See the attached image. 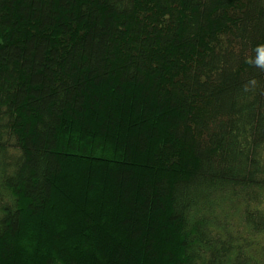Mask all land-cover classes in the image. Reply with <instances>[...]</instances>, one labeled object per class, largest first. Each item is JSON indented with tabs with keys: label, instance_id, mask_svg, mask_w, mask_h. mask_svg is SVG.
Instances as JSON below:
<instances>
[{
	"label": "trees",
	"instance_id": "1",
	"mask_svg": "<svg viewBox=\"0 0 264 264\" xmlns=\"http://www.w3.org/2000/svg\"><path fill=\"white\" fill-rule=\"evenodd\" d=\"M0 264H264V0H0Z\"/></svg>",
	"mask_w": 264,
	"mask_h": 264
},
{
	"label": "clouds",
	"instance_id": "2",
	"mask_svg": "<svg viewBox=\"0 0 264 264\" xmlns=\"http://www.w3.org/2000/svg\"><path fill=\"white\" fill-rule=\"evenodd\" d=\"M257 65L258 66H261L262 65V62H261V60L258 58V60H257Z\"/></svg>",
	"mask_w": 264,
	"mask_h": 264
}]
</instances>
